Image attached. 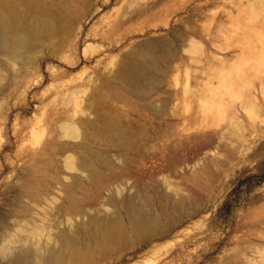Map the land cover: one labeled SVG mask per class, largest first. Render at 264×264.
I'll use <instances>...</instances> for the list:
<instances>
[{
	"label": "rangeland",
	"instance_id": "1",
	"mask_svg": "<svg viewBox=\"0 0 264 264\" xmlns=\"http://www.w3.org/2000/svg\"><path fill=\"white\" fill-rule=\"evenodd\" d=\"M0 14V264L66 240L80 264H264V0Z\"/></svg>",
	"mask_w": 264,
	"mask_h": 264
},
{
	"label": "bare ground",
	"instance_id": "2",
	"mask_svg": "<svg viewBox=\"0 0 264 264\" xmlns=\"http://www.w3.org/2000/svg\"><path fill=\"white\" fill-rule=\"evenodd\" d=\"M4 15H1L0 14V36H4V28L5 27H12V24L10 22V20H7L6 17H3ZM26 39L25 40H29V44L32 46L33 43H34V39H35V35H31V34H27L26 35ZM20 38H18L17 40H19ZM22 39V37H21ZM20 39V40H21ZM24 39V38H23ZM16 40V39H15ZM22 41V40H21ZM18 43H20V41H17ZM24 43H27L28 42H25L23 41ZM21 42V43H23ZM28 44L29 47H26L27 48H30V45ZM23 46V45H22ZM40 159V158H39ZM38 159V160H39ZM100 175V174H99ZM97 177H98V173H97ZM102 177V175H101ZM99 179V178H98ZM94 181V180H93ZM80 192H82V194L84 193H88L87 192V189L82 186H78V189ZM68 195V194H67ZM86 197V196H85ZM48 199V198H47ZM85 200V199H84ZM68 205H69V208H72L74 210H76L78 213L79 212H83L84 214V205L81 203V201L79 200V197L76 196L75 194L71 193L68 195ZM86 205V204H85ZM68 207V206H67ZM62 208V207H61ZM64 208H62L63 210ZM66 209V207H65ZM64 209V210H65ZM67 211L70 210V209H66ZM73 210V211H74ZM72 211V210H71ZM72 211V212H73ZM71 212V213H72ZM30 214V213H29ZM67 215V214H66ZM89 220H91V222H94V219L93 218H89ZM54 222V221H53ZM56 222V220H55ZM146 221H143L142 223L144 224ZM62 225V224H61ZM156 225H158L156 222H150V223H147L145 226L148 227V229H153ZM93 226H96V225H93ZM157 227V226H156ZM51 228V227H50ZM94 231L93 233H98L99 229L98 228H93ZM96 229V230H95ZM30 231V230H29ZM125 230L122 228L121 224L119 221L117 220H114L113 222H110L109 223V227H108V230L105 234V238H108L110 240H120V238L122 239L124 236H125ZM38 233H36L37 235ZM24 239V238H23ZM20 241V240H19ZM23 241V240H22ZM21 242V241H20ZM60 248L58 249H53V250H48L45 254H39V253H36L35 255L33 254H27L28 256H26V258L21 262L23 263H19V264H32V260L33 259H37L38 261H35L34 262L38 263L40 262L41 264H67V263H73V264H80L81 261L83 260V257H84V252L80 249H77L75 248L68 240H66L65 242H62L61 246H59ZM22 248V247H21ZM19 249V248H18ZM23 249V248H22ZM21 250V249H20ZM22 251V250H21ZM25 251V250H24ZM28 253H30L31 251L27 250ZM37 251V250H36ZM50 251V252H49ZM49 252V254H48ZM4 253V252H3ZM2 254V253H0ZM19 254V253H18ZM16 255V254H15ZM48 255V256H47ZM23 257L25 255H22ZM19 257V255L17 256L18 258H22ZM19 261V259H18ZM31 261V262H30ZM36 263V264H37ZM15 264V263H14ZM39 264V263H38Z\"/></svg>",
	"mask_w": 264,
	"mask_h": 264
}]
</instances>
